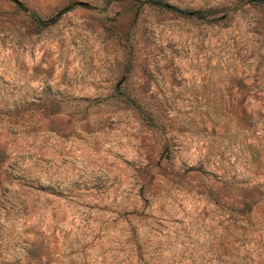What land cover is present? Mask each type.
I'll return each mask as SVG.
<instances>
[{"label": "rangeland", "instance_id": "rangeland-1", "mask_svg": "<svg viewBox=\"0 0 264 264\" xmlns=\"http://www.w3.org/2000/svg\"><path fill=\"white\" fill-rule=\"evenodd\" d=\"M164 1L0 0V264H264L263 0Z\"/></svg>", "mask_w": 264, "mask_h": 264}, {"label": "trees", "instance_id": "trees-1", "mask_svg": "<svg viewBox=\"0 0 264 264\" xmlns=\"http://www.w3.org/2000/svg\"><path fill=\"white\" fill-rule=\"evenodd\" d=\"M151 2H153L154 4L164 7V8H171V9H176V10H180L185 14H194L196 16H203L206 11L203 9H184V8H179L178 6H175L174 4H171L169 2H166L164 0H150ZM264 3V0L262 1ZM62 11H64V8L61 9L59 12H57L54 16L50 17L49 19H43V20H36V22L42 24H47L50 23L51 21H54V18H56L58 15H60L62 13ZM34 14V12H31V15ZM258 198H256L255 196H253L251 198V201L247 200L245 205L247 208H250L256 201Z\"/></svg>", "mask_w": 264, "mask_h": 264}]
</instances>
